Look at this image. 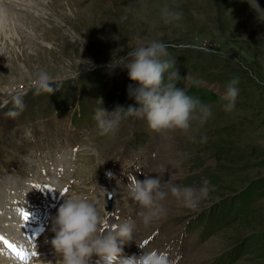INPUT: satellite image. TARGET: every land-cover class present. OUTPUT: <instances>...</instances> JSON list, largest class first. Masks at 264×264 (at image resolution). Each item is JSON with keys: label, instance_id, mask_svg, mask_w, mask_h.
Masks as SVG:
<instances>
[{"label": "rangeland", "instance_id": "374dc122", "mask_svg": "<svg viewBox=\"0 0 264 264\" xmlns=\"http://www.w3.org/2000/svg\"><path fill=\"white\" fill-rule=\"evenodd\" d=\"M18 1L9 4L13 16L0 20V183L18 174L30 182L67 183L64 198L85 197L107 216L104 196L93 192L80 169L97 167L93 176H98L105 164L111 186L119 192L126 191L128 174L166 178L164 172L173 183L197 189L207 181L212 190L197 210L184 207L170 193L161 201L169 211L152 220L167 226L159 236L161 246L177 264H216L211 260L231 248L239 255L233 257L234 250L217 264H264L258 248L264 238V183L253 190L250 207L242 211L248 214L233 210L252 183L264 178V0ZM165 5L182 12V19L165 23ZM151 41L169 45L164 59L174 57L180 77L176 87L189 92L199 80L203 97H215L204 101L211 117L203 125L193 121L188 132H156L145 119L130 117L114 135H99L93 116L97 105H105L93 88L105 90L99 95L114 83L136 88L138 82L129 78L126 67L111 65ZM42 70L53 77L54 88L61 86L59 91L35 94L32 81ZM233 78L239 79V95L235 109L225 112L221 97ZM17 94L26 102L27 118L6 114ZM126 102L138 106L129 93ZM118 106L127 107L123 101ZM205 136L207 142L201 143ZM155 155L153 168L149 164ZM191 173L198 178L195 184ZM19 184L14 193L9 183L0 185V226L6 230L10 201L26 193L27 184ZM204 213L210 224L219 226L198 237L192 222ZM184 227L187 238L180 236ZM254 241L257 247H249ZM202 254L207 255L198 259ZM40 259L39 264H59L49 252Z\"/></svg>", "mask_w": 264, "mask_h": 264}, {"label": "clouds", "instance_id": "9594fccd", "mask_svg": "<svg viewBox=\"0 0 264 264\" xmlns=\"http://www.w3.org/2000/svg\"><path fill=\"white\" fill-rule=\"evenodd\" d=\"M161 15L165 23L180 21L183 16L182 12L173 10L168 5L162 8ZM168 47L166 43L151 41L147 45L135 47L126 56L112 63V67H126L129 78L138 82L136 88L129 86V96L134 98L138 106H117L114 111H108L103 106L97 108L93 119L99 135H114L121 121L129 117L145 119L149 128L156 132L176 129L188 132L193 121L203 125L211 117L209 105L198 97L187 94L185 88L176 87L180 77L174 68L175 61L164 59L169 55ZM170 69L174 71H169ZM200 83L199 80L193 81L197 86ZM52 84L53 77L42 70L32 81V88L36 95L51 94L56 90ZM238 84L239 79L233 78L226 85V92L221 97L225 112L235 109L239 95ZM12 104L13 110L8 111L7 116L15 119L25 108L23 96H13ZM200 142H207V137H202ZM128 181L129 196L143 210L140 217L145 225L164 214L160 201L169 193L182 202L184 207L197 210L200 202L206 200L212 190L207 181L199 189L181 187L171 179L162 183L160 177L146 176L139 180L135 175L128 174ZM51 219L54 236L50 243L56 255L61 258V264H177L168 248L146 250L144 243L136 241L135 220L109 223L110 217L101 216L97 207L85 197L64 198ZM130 241H135L141 249L139 255L123 254V245Z\"/></svg>", "mask_w": 264, "mask_h": 264}, {"label": "trees", "instance_id": "16d2710c", "mask_svg": "<svg viewBox=\"0 0 264 264\" xmlns=\"http://www.w3.org/2000/svg\"><path fill=\"white\" fill-rule=\"evenodd\" d=\"M169 60L175 61L174 57H170ZM174 68L176 69V64H174ZM169 71H174V69H170ZM135 87H138L136 84L134 85ZM201 86H197L194 85L192 86V89H189V92H187V94L198 97L203 103L204 101H210L215 99V97L211 96L210 94L208 96H206V98L203 97V92H202V87ZM93 90H95L97 92V96H99V93L101 91H105L102 90V88L98 89L97 88H93ZM115 91H117L115 93ZM126 93H129V86H122L120 88H118L117 83H114L111 85L108 93L105 94V96H107L110 99L111 103H115V102H120V101H126ZM205 99V100H204ZM225 149V148H224ZM224 149H221V152L219 151V154H224V152H222ZM264 183V178H262L261 180H256L252 183V186L250 187L249 192L247 193V195L245 197H240V200L237 202H234L233 204V210L236 213H240L239 211H241V215L244 216L245 214H248V212H242L243 210H248V208L250 207V204L252 203V192L253 190H257L259 188V186L263 185ZM263 243V245H259L258 248L261 250V252L264 254V238L263 241L261 242ZM258 242L254 241V243H250L249 247L252 248H256L257 247ZM243 247V246H241ZM242 251V249H241ZM238 255V253L236 254V256ZM264 256V255H263Z\"/></svg>", "mask_w": 264, "mask_h": 264}, {"label": "bare ground", "instance_id": "6f19581e", "mask_svg": "<svg viewBox=\"0 0 264 264\" xmlns=\"http://www.w3.org/2000/svg\"><path fill=\"white\" fill-rule=\"evenodd\" d=\"M9 4H14V5H19V4H21V3H19V1L18 2H16L15 3V0H0V20L2 19V18H7V17H10V16H13V14H14V12L12 11V9L9 7L10 5ZM68 162H69V159H68ZM161 173V172H160ZM160 173H158V174H160ZM21 181H23V180H21ZM21 181H20V184H19V186L21 185ZM24 183H26V181H23ZM27 184V183H26ZM21 187H23V186H21ZM27 187H28V184H27ZM23 188H25V187H23ZM25 189H27V188H25ZM7 190V189H6ZM29 191H31L32 193H31V196H30V198L32 199V200H34L35 199V197L33 196V194L36 192V187L35 186H33V185H30L29 186V189H28ZM118 190L119 189H117V193L119 194V192H118ZM9 193H11V192H9ZM3 195V194H2ZM127 198H129V193H127V194H125L124 193V196H122V197H120V204H121V206H122V208H123V210L124 211H127L128 210V205H127V203H126V200H127ZM6 200V199H5ZM3 203V202H2ZM4 204V203H3ZM160 205H161V207H162V209H163V212H164V215L165 214H167V212L169 211L168 209H169V207L167 206V205H165V204H163L161 201H160ZM141 209V207L139 208V210ZM143 211V210H142ZM138 216H140V214L138 213L137 214ZM161 216H163V214L162 215H159L158 217H161ZM164 218H166V217H164ZM170 218V217H169ZM138 219H140L141 220V217L140 218H138ZM118 223V222H117ZM150 225H156V223H150ZM150 225L148 224V225H145L144 223H140L137 227H136V230H135V233H134V235L136 236V241L138 242V240L140 239V238H142L143 236H144V234H143V230L144 229H147V228H150ZM155 227H153V229H154ZM207 247H208V249H209V246L207 245ZM14 249L16 250V251H20V249L18 248V247H14ZM128 249H131V250H133V251H135V249H134V247H133V245L132 244H130L129 245V248ZM203 249V248H202ZM201 249V250H202ZM7 251H10L9 249H7ZM208 252V251H207ZM123 254H125V250H124V247H123ZM207 254H202V255H200V257H198V259H203V257H205ZM2 261V263L3 264H9L8 263V261H4V260H1Z\"/></svg>", "mask_w": 264, "mask_h": 264}, {"label": "snow or ice", "instance_id": "6c2138e0", "mask_svg": "<svg viewBox=\"0 0 264 264\" xmlns=\"http://www.w3.org/2000/svg\"><path fill=\"white\" fill-rule=\"evenodd\" d=\"M37 187H39V186H37ZM64 191L67 192V189H65ZM22 215H23L24 220L27 221V220L30 218L31 213H29L28 211H24V212L22 213ZM2 239H3V237H0V240H2ZM144 243L147 244L148 241H145ZM8 246H9V247H12V248L15 247L14 245H11V244H8ZM34 255H35V254H34Z\"/></svg>", "mask_w": 264, "mask_h": 264}]
</instances>
